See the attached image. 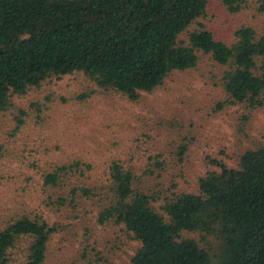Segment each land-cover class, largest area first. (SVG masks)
Returning <instances> with one entry per match:
<instances>
[{"label": "trees", "instance_id": "16d2710c", "mask_svg": "<svg viewBox=\"0 0 264 264\" xmlns=\"http://www.w3.org/2000/svg\"><path fill=\"white\" fill-rule=\"evenodd\" d=\"M239 12L248 0H222ZM209 0H0V114L13 97L51 77L83 73L98 87L132 102L153 92L174 71L195 68L200 53L222 67L227 103L264 105V31L251 26L228 44L200 22ZM256 10L264 13V0ZM198 180V192L164 196L136 188V176L113 161L101 224L123 226L139 242L131 264H264V145L248 149L238 167ZM82 160L44 174L49 203L73 212L96 196ZM103 201V200H102ZM62 226L42 215H22L0 229V264L28 243L22 264H43Z\"/></svg>", "mask_w": 264, "mask_h": 264}, {"label": "rangeland", "instance_id": "374dc122", "mask_svg": "<svg viewBox=\"0 0 264 264\" xmlns=\"http://www.w3.org/2000/svg\"><path fill=\"white\" fill-rule=\"evenodd\" d=\"M257 1L230 12L222 0H209L200 22L228 44L244 25L262 34ZM221 74L222 67L200 53L195 68L172 72L138 102L78 72L14 96L0 114V229L22 215H42L62 226L43 264H131L139 242L121 225L98 222L113 161L135 174L141 191L197 193L199 178L220 169L212 160L238 167L245 151L264 145V105L227 103ZM73 160L91 165L85 182L97 195L75 212L57 211L44 174ZM27 247L21 241L13 249L12 264L24 263Z\"/></svg>", "mask_w": 264, "mask_h": 264}]
</instances>
